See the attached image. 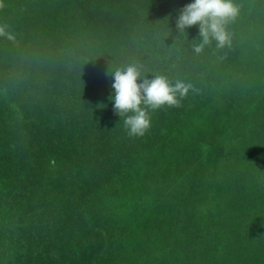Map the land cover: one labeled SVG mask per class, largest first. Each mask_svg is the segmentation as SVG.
Instances as JSON below:
<instances>
[{
  "label": "trees",
  "instance_id": "obj_1",
  "mask_svg": "<svg viewBox=\"0 0 264 264\" xmlns=\"http://www.w3.org/2000/svg\"><path fill=\"white\" fill-rule=\"evenodd\" d=\"M0 264H264V0H0Z\"/></svg>",
  "mask_w": 264,
  "mask_h": 264
}]
</instances>
